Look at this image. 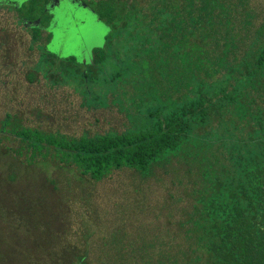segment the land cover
Returning <instances> with one entry per match:
<instances>
[{
  "label": "trees",
  "instance_id": "1",
  "mask_svg": "<svg viewBox=\"0 0 264 264\" xmlns=\"http://www.w3.org/2000/svg\"><path fill=\"white\" fill-rule=\"evenodd\" d=\"M53 2L13 7L40 53L26 80L72 85L89 108L111 97L128 126L69 137L23 126L9 111L0 134L20 140L15 153L30 160L53 150L92 181L193 158L202 184L187 194L192 216L176 225L194 245L183 264H264V24L243 28L248 0H98L93 9L110 33L85 64L47 52L50 33L40 43ZM88 253L73 260L87 264ZM124 256L117 264L141 260Z\"/></svg>",
  "mask_w": 264,
  "mask_h": 264
},
{
  "label": "rangeland",
  "instance_id": "2",
  "mask_svg": "<svg viewBox=\"0 0 264 264\" xmlns=\"http://www.w3.org/2000/svg\"><path fill=\"white\" fill-rule=\"evenodd\" d=\"M28 1L0 0V121L12 111L23 126L69 137L124 131L126 116L111 97L107 107L89 108L72 85L54 86L42 76L28 83L40 53L31 26L8 9ZM58 1L48 8L52 17L40 43L50 33L47 52L85 64L110 29L81 0ZM248 9L244 29L264 24V0H248ZM19 143L0 134V264H79L73 255L85 252L87 264H117L127 253L141 259L131 264H171L172 256L183 264L194 255L176 226L192 216L187 194L202 184L193 158L154 166L147 175L124 169L92 181L60 164L53 150L49 158L16 154Z\"/></svg>",
  "mask_w": 264,
  "mask_h": 264
},
{
  "label": "flooded vegetation",
  "instance_id": "3",
  "mask_svg": "<svg viewBox=\"0 0 264 264\" xmlns=\"http://www.w3.org/2000/svg\"><path fill=\"white\" fill-rule=\"evenodd\" d=\"M58 0H56V1H54V3H56ZM84 4H87V5H90L91 7H93V5H94V3L96 4V1H98V0H81ZM57 3H59V1L57 2ZM93 4V5H92ZM51 5H53L54 6V4H51ZM50 5V6H51ZM49 6V7H50ZM8 9L9 10H11V11H13L12 9H13V7H8ZM13 12H15V15H17L16 14V10L14 9V11ZM17 18H18V21H19V23L20 24H22L25 28H28L26 25H25V23H23V22H20V19H19V16L17 15L16 16ZM33 32V30H31V33ZM44 32V31H43ZM47 35H48V33L47 32H45ZM110 33V32H109ZM109 35V34H108ZM108 35H107V37H108ZM107 37H106V42H107ZM51 40V39H50ZM106 45V44H105Z\"/></svg>",
  "mask_w": 264,
  "mask_h": 264
},
{
  "label": "water",
  "instance_id": "4",
  "mask_svg": "<svg viewBox=\"0 0 264 264\" xmlns=\"http://www.w3.org/2000/svg\"><path fill=\"white\" fill-rule=\"evenodd\" d=\"M20 6V5H19ZM51 6H53V5H51Z\"/></svg>",
  "mask_w": 264,
  "mask_h": 264
}]
</instances>
